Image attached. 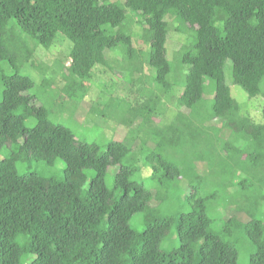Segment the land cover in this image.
Segmentation results:
<instances>
[{"label": "trees", "instance_id": "1", "mask_svg": "<svg viewBox=\"0 0 264 264\" xmlns=\"http://www.w3.org/2000/svg\"><path fill=\"white\" fill-rule=\"evenodd\" d=\"M168 16L178 32L190 35L176 53L187 67L177 103L190 113L180 111L169 126L159 127L158 96L139 89L147 101L134 98L115 104L121 111L100 110L102 117L116 111L126 124L142 120L131 138L104 146L82 141L50 119L31 93L34 81L18 72V49L7 37L11 20L47 50L63 35L71 44L66 88L75 95L96 69L115 68L107 52L122 53L123 76L143 73V51L128 27L135 18L144 26L150 77L168 94L174 88ZM3 62L15 72L0 78V264H238L229 240L239 235L253 247L250 264H264V123L239 113L225 74L230 62L233 85L250 98L262 94L264 0H0ZM218 119L222 129L207 126ZM135 162L150 169V187L135 179ZM197 163L206 164L207 175L196 171ZM185 181L187 213L165 216L152 206L171 199ZM227 207L234 215L215 231L209 211ZM136 216L143 230L132 226ZM174 235L179 246L165 249Z\"/></svg>", "mask_w": 264, "mask_h": 264}, {"label": "rangeland", "instance_id": "2", "mask_svg": "<svg viewBox=\"0 0 264 264\" xmlns=\"http://www.w3.org/2000/svg\"><path fill=\"white\" fill-rule=\"evenodd\" d=\"M120 1L123 2V0ZM166 20L169 24L166 45L167 57L172 65L170 80H172L174 86L173 91H170L168 94L160 93L150 77V73L153 72L147 64L150 50L148 47L144 46L142 42L144 26H141L135 18H131L128 27L135 48L139 51H143L138 52L141 59L145 61L143 73L134 71L131 76H123L122 71L125 62H123L122 53L117 52L114 55H110V53L107 52L106 54L110 57L111 64L115 62V68L113 70L103 67L96 69L89 82L84 83L85 88L83 90L76 89L75 95L69 94L66 88L69 81H67L68 74L65 69V59L71 49V44L63 35H57L53 47L47 50L35 46L15 25V22L11 20L8 24L9 32L7 37L9 40L14 39L18 49L19 61L22 62L19 64L18 72L21 75L30 77L34 81L35 86L31 93L36 96L37 104L44 105L49 110L50 119L70 128L78 139L88 143L96 142L104 146L111 141H123L125 138H131L132 133L136 132L141 126L142 120L140 118L135 119L132 125L129 123L126 124L128 120L122 123V115L118 116L116 112L121 110L117 109L115 104H120L122 101L133 102L134 98L141 100L140 102L143 103L148 99V97H141L142 92L145 90H152L154 92V97L158 96V99L154 98V102L157 104V119L155 121L156 125L159 127L169 126L176 120L177 114L180 111L186 115L190 113L189 110L178 107L177 95L179 97L183 91V76L187 72V67L181 66L176 59V53L190 39V35L189 33H180L177 31L179 25L173 17L168 16ZM14 72L15 69L8 65V63L3 62L0 65V78L2 75H12ZM225 74L226 83L230 87L231 95L239 106V113L244 117L250 118L254 123H264V86L262 94L250 98L243 89L233 85L230 62H228ZM139 89L144 90L139 92ZM2 91L3 86L0 80V101L2 99ZM205 98L210 101L213 98V94L209 92L206 94ZM110 101L114 103H110ZM114 106L116 111H114L113 115L101 116L100 110L113 109ZM132 115L133 114H131V116ZM26 124L29 127H33L35 121L29 120ZM207 126L222 129V121L219 119L212 120ZM157 142L158 141L154 144H150L149 148L155 149ZM139 144L138 141L134 143V151H138ZM241 146H244V143H241ZM185 150L186 148L184 151ZM64 166L63 163L57 165L59 170H62ZM134 167L138 171L135 179L145 183L147 187H150L152 184L150 169L145 167L143 162H135ZM117 171V168L109 171V176L107 178V185L109 187L112 186L114 174ZM196 171L201 175H207L208 171L206 164L197 163ZM186 183L187 181L180 184V190L171 192V199L164 203L154 200L152 206L157 207L165 216L176 217L181 212L187 213L189 211V206L185 205L184 198L189 191ZM262 211L264 213V204ZM233 215L234 210L231 207L210 210L209 216L214 221L213 229L218 231ZM240 217L243 221H249V218L246 216L241 215ZM262 219H264V217H262ZM131 223L132 226L139 231L144 228V224L141 222L139 216H136ZM229 242L236 245L239 253L238 264H250L253 247L247 238L243 237V235H239L236 240H229ZM178 246V239L176 235H174L171 237L168 245H164L163 247L167 250H171Z\"/></svg>", "mask_w": 264, "mask_h": 264}]
</instances>
